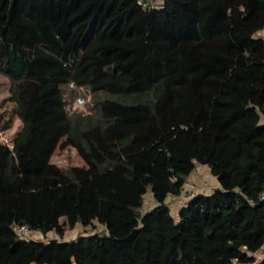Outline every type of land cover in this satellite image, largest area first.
<instances>
[{
  "label": "trees",
  "instance_id": "16d2710c",
  "mask_svg": "<svg viewBox=\"0 0 264 264\" xmlns=\"http://www.w3.org/2000/svg\"><path fill=\"white\" fill-rule=\"evenodd\" d=\"M261 31L264 0H0V264H264ZM197 164L218 186L173 214Z\"/></svg>",
  "mask_w": 264,
  "mask_h": 264
},
{
  "label": "rangeland",
  "instance_id": "374dc122",
  "mask_svg": "<svg viewBox=\"0 0 264 264\" xmlns=\"http://www.w3.org/2000/svg\"><path fill=\"white\" fill-rule=\"evenodd\" d=\"M259 34L264 36V31H261ZM8 88L9 82L7 78L3 75H0V139L4 142L10 143L16 131L20 128L21 121L14 113V106L12 102L7 100ZM77 95L79 94H76V96ZM87 98L89 97L87 96ZM73 105L74 107H79L76 106L74 102ZM84 107L85 101L83 106H80V108ZM7 121L9 122V127L3 128V125ZM51 161L63 168H66L71 165H82L84 163L82 159L78 156L75 149L72 147L56 148L51 156ZM217 186V179L211 174L209 168L207 166L197 164L195 169L192 171L191 175L187 179V182L184 184L182 193L176 197H168L167 203L169 204V207L171 208L173 214H176L177 210L182 205H184L193 194L210 193ZM153 204V199L151 198L150 194H147L145 196L144 209L149 208ZM60 222L64 226V232L62 236V239L64 240L74 239L80 234L85 235L88 232H93L91 228H84L79 223L76 224L74 227H69L65 217H61ZM97 229L100 230L101 226H98ZM28 236L36 237L39 239H46L55 236L57 237L54 231H50L46 235H41L36 232H30ZM258 255L260 256L261 252H259Z\"/></svg>",
  "mask_w": 264,
  "mask_h": 264
},
{
  "label": "built area",
  "instance_id": "2783aa9c",
  "mask_svg": "<svg viewBox=\"0 0 264 264\" xmlns=\"http://www.w3.org/2000/svg\"><path fill=\"white\" fill-rule=\"evenodd\" d=\"M70 88L75 89L76 86L75 84L71 81L68 83ZM84 97L82 95H77L75 100H74V104L76 106H83L84 104ZM260 196L262 198H264V190H262V192L260 193ZM16 231L18 232V234L20 235L21 238H27L28 234L31 232V230L25 225V224H20L16 226Z\"/></svg>",
  "mask_w": 264,
  "mask_h": 264
}]
</instances>
